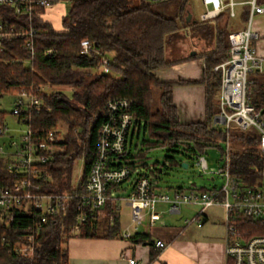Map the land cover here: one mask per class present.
<instances>
[{
	"label": "trees",
	"instance_id": "16d2710c",
	"mask_svg": "<svg viewBox=\"0 0 264 264\" xmlns=\"http://www.w3.org/2000/svg\"><path fill=\"white\" fill-rule=\"evenodd\" d=\"M60 1L51 2L56 5ZM69 1L68 11L60 17V28L52 26L46 18L48 9L39 5L34 6L30 15H18L12 7L0 5V22L8 33L0 39V93L16 94L26 89L40 94L50 109L30 116L33 130H49L58 121L67 125L63 139L57 143L60 148L47 165L52 182L44 184V188L53 193L69 194L64 207L38 226L37 211L30 215L15 212L8 224L0 222V264H68L65 245L74 236L75 218L79 213L75 188L71 184L72 170L81 159V181L86 179L95 156L98 131L106 119L108 100L124 98L130 101L134 123L122 153L110 159L109 166L127 165L130 177L136 172L131 187L142 175L149 176L152 187H157L155 180L159 169L142 172L141 167L147 168L145 151L132 152V147H137L133 137L138 139L140 131L143 134L141 146H168L171 152L182 148L192 155H204L208 148H213L218 150L221 159L227 144L232 175L248 184L264 177V151L259 149L257 131L233 126L223 129L213 124L218 112L216 96L220 84V73L214 66L227 58V35L232 28V18L222 13L210 21L200 22L192 17L186 22L184 14L189 0H182L173 15L157 10L155 5L159 2L147 0ZM247 15L248 10L243 7L239 21L244 23ZM180 26L190 38L203 40L206 47L211 45L208 50L194 55L203 59L200 82L205 89L204 116L188 123L180 122L172 98L173 85L185 81L160 80L156 75L158 69L176 62L167 61L165 51ZM84 39L98 53H81L80 41ZM28 41L30 46L26 45ZM102 55L109 60V73L102 71ZM249 79L252 82L250 102L264 112V71L250 73ZM63 86L70 88V96L59 89L40 91L41 87ZM153 87L160 89L159 109L155 111L151 109ZM3 115L0 111V122ZM177 164L174 156H165L162 166ZM10 178L0 159V182L8 184ZM120 189L121 183L109 184L104 206L92 212L84 210L87 215L79 225L78 237H121L117 211L119 196L111 195ZM249 227L247 235L260 233L252 230L253 224ZM28 229L33 234L30 242L33 250L25 256L15 252L12 246L23 241ZM130 240L153 245L147 233L137 232Z\"/></svg>",
	"mask_w": 264,
	"mask_h": 264
},
{
	"label": "built area",
	"instance_id": "2783aa9c",
	"mask_svg": "<svg viewBox=\"0 0 264 264\" xmlns=\"http://www.w3.org/2000/svg\"><path fill=\"white\" fill-rule=\"evenodd\" d=\"M52 0H0V5H7L18 15H30L34 6L43 9L51 8ZM165 0H151L162 2ZM201 12L200 22L213 20L225 13L230 18L237 16L243 7L248 10L246 21L239 28H231L228 32L227 58L214 66L220 73L217 104L218 112L213 117V124L228 129L237 127L241 130L254 128L259 134V149L264 151V112L256 109L250 102L251 80L249 74L264 71V57L259 56L252 42L257 34L251 30L254 16L264 12V4L258 0H199ZM190 10V8H189ZM191 12V10H190ZM239 16V15H238ZM6 26L0 22V39L7 35ZM27 34H31L29 31ZM27 46L31 43L28 41ZM81 53L88 54L92 49L87 40L80 41ZM50 50H47L49 52ZM102 71L109 73L108 58L101 56ZM40 91H46L41 87ZM105 121L100 126L96 142L95 156L89 173L84 181L81 174L75 180L74 196L77 198L78 215L75 218L74 235L79 233V225L86 218L84 210L94 211L104 206L108 195L109 184L122 183L130 177L127 165L110 167L109 163L115 155L122 153L126 136L134 123L130 112V101L124 98L108 100L105 104ZM42 97L32 90L21 89L16 93L12 114L17 122L25 128L17 136L7 133V127L0 125V135L5 140L0 142V159L5 165L6 173L11 177L10 183L0 182V222L8 224L15 212L30 215L39 213V222L48 216L57 214L68 198L67 193H53L44 188V184L52 182L47 169L53 154L60 147L65 133L58 126L46 131L33 130L29 124L30 116L42 110H49ZM196 165L204 172L208 163L204 155L196 154ZM212 174L221 178L220 186L211 188L198 186L178 187L169 195L156 191L152 187L149 176H138L130 189L126 202L130 207V221L121 230V237L130 240L144 223L149 227L161 218L156 206L163 203L167 210L179 213L181 206L194 204L199 207L197 214L185 219L189 225L196 223L199 227L204 221L208 207L218 205L224 210V252L225 264H264V177L253 183L237 179L229 170L228 145L223 157ZM214 180V178H212ZM111 219V218H110ZM251 221V222H250ZM260 232L247 235L248 228ZM23 241H17L12 249L28 256L33 247L31 230H26ZM157 248H163V241H156ZM123 256V255H122ZM126 264H141L133 255L124 256Z\"/></svg>",
	"mask_w": 264,
	"mask_h": 264
},
{
	"label": "rangeland",
	"instance_id": "374dc122",
	"mask_svg": "<svg viewBox=\"0 0 264 264\" xmlns=\"http://www.w3.org/2000/svg\"><path fill=\"white\" fill-rule=\"evenodd\" d=\"M147 1L151 2V0H147ZM181 1L182 0H165L157 3L155 6L157 10L165 12L168 15H173L179 8ZM237 1H242V0H237ZM258 1L261 2L262 0H258ZM187 5L188 7L185 11L184 16L187 17L189 12L187 10L190 8L194 19H197L199 13L202 10L199 0H189V4L187 3L186 6ZM69 6H70L69 0H61L58 4L53 5L51 8H48L46 18L51 22L54 28H60L61 26L60 17L68 11ZM239 8L240 7H236V11L238 13L237 16L230 19V25L232 28H239L240 26L243 25V23L239 21V16H238ZM252 29L254 31H259L261 35L264 36V17L254 18L252 21ZM263 41H264V37H263ZM210 47L211 45L206 47V43H204L203 40H199V41L198 39L192 40V38L188 37V35L186 34L185 29L182 26H180V28L178 29L176 34L173 35L171 41L166 47L165 58L167 61H176L174 63L176 64L184 60L198 58L200 56H194L192 52H194L195 54H200L208 50ZM174 64L162 67L157 71L165 70L169 67H172ZM156 75L160 80H162L159 77L158 73H156ZM169 81H185L183 83H175L172 87V92L173 89L178 85L192 83V81L189 82L188 80L187 83L186 80H169ZM198 83L203 84L202 82H198ZM53 89L54 90L59 89L63 91L67 96L71 95V90L67 86L54 87V88L51 87V89L46 87L47 91ZM151 92H152L151 109L155 111L159 109L158 99H159L160 89L157 87H153ZM15 98H16L15 93L13 94L0 93V111L4 112L3 119L0 122V125H5L7 127V133L13 136L15 135L17 136L18 134H20L21 130L25 128V125L17 122L15 115L12 114ZM56 126H58L61 129L62 133H65L67 130V125L62 121H58L56 123ZM144 137L147 138L148 137L147 134H145ZM142 138H143L142 131H140L138 139H136L135 136L133 137V144L136 143L137 147L136 148L132 147V152L135 153L136 151L141 149L145 151L144 162L146 163L147 168L141 167L140 170L142 172L148 173V169H153V168L159 169L156 172L157 174V179L155 180L157 186L155 188L156 191L166 192L169 195H171L173 190L178 187L187 188L195 185L198 187L209 189L213 185L220 186L221 178L219 176H214V174H212V172L221 164L219 160L218 150L213 148H208L206 150L204 156L208 163V170L204 172L198 165H196L195 155L190 154L189 152L183 150L182 148H180L178 152H171L169 151L168 146L145 148L139 144ZM3 140H5V137L0 135V142H2ZM221 146L222 148H224L225 144H221ZM165 156H174L175 159L178 161V164L173 167H167V166L166 168L163 167L162 164ZM182 163H186L187 166L186 167L182 166ZM81 169H82V160L80 159L76 161L74 168L72 170V175H71L72 185L75 184V180L77 179L78 175L81 174ZM135 174L136 172H134L129 179L121 183V189L117 191V193L112 192L111 194L113 197L119 196V199L117 200V205L119 207L120 230H122L123 227L127 225V223H129L130 221V208L126 203V198L129 195L130 184ZM212 178H214V180ZM180 210H181L180 213L174 214L172 217L178 218L180 224L182 223L186 224L184 220L194 217L199 211V207L194 204H185L181 206ZM205 213L208 216V220L206 222H203L201 226L198 227L196 223L189 224L188 226L191 227V229L197 234L200 233L203 234L206 228H211V232L207 234L210 235L212 234L213 236H217L219 234L222 235V231L219 228L220 227L219 225L220 224L222 225V222L224 220L223 208L218 205L210 206L206 209ZM166 215L169 216L170 214L166 213Z\"/></svg>",
	"mask_w": 264,
	"mask_h": 264
},
{
	"label": "crops",
	"instance_id": "0c3cea01",
	"mask_svg": "<svg viewBox=\"0 0 264 264\" xmlns=\"http://www.w3.org/2000/svg\"><path fill=\"white\" fill-rule=\"evenodd\" d=\"M263 17L264 12L254 16L253 19ZM252 21L250 26L254 31ZM185 32L188 35L186 30ZM254 32L257 38L253 40L252 45L256 53L264 57V36L259 31ZM193 54L195 55L194 52ZM156 73L162 80L192 81L190 84L176 86L173 89L172 98L180 122L201 120L204 113V85L198 82L202 79L203 59L198 57L184 60ZM156 208L161 213V218L149 227L144 223L138 231L147 233L153 245L147 242L134 243L122 237L74 235L65 245L68 251V264H126L124 256L129 255L139 259L141 264H225L223 222L219 225L222 235L207 234L211 232V228H206L203 234H197L188 225L180 224L178 218L172 217L178 213L169 212L165 204L159 203ZM117 211L119 213V207ZM207 220L208 216L205 213L203 222ZM156 241H163L166 245L163 248H157L154 245ZM152 253L155 255L152 256Z\"/></svg>",
	"mask_w": 264,
	"mask_h": 264
},
{
	"label": "water",
	"instance_id": "95a60500",
	"mask_svg": "<svg viewBox=\"0 0 264 264\" xmlns=\"http://www.w3.org/2000/svg\"><path fill=\"white\" fill-rule=\"evenodd\" d=\"M191 13L190 12H188V15H187V17H186V22H189V20H190V18H191ZM192 54H193V52H192ZM182 166H184V167H186L187 166V164L186 163H182Z\"/></svg>",
	"mask_w": 264,
	"mask_h": 264
}]
</instances>
